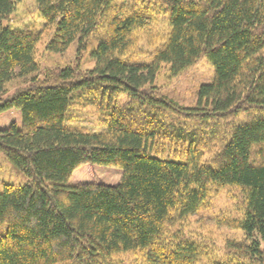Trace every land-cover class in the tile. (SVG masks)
Returning a JSON list of instances; mask_svg holds the SVG:
<instances>
[{
    "label": "trees",
    "instance_id": "16d2710c",
    "mask_svg": "<svg viewBox=\"0 0 264 264\" xmlns=\"http://www.w3.org/2000/svg\"><path fill=\"white\" fill-rule=\"evenodd\" d=\"M25 1L0 0V153L29 180L0 264H264V0H33L18 26ZM202 60L198 106L164 95Z\"/></svg>",
    "mask_w": 264,
    "mask_h": 264
},
{
    "label": "rangeland",
    "instance_id": "374dc122",
    "mask_svg": "<svg viewBox=\"0 0 264 264\" xmlns=\"http://www.w3.org/2000/svg\"><path fill=\"white\" fill-rule=\"evenodd\" d=\"M135 0H115V2L120 5L124 3L132 4ZM33 0H27L19 6L18 18L14 23H17L18 26L25 25L28 23L34 22L30 16H27L30 12H33ZM41 23V21H37ZM74 48L67 51L61 55H53L47 59L45 63L48 67L53 65H66L68 63L77 62L75 58ZM91 49L87 51L83 56L89 55ZM55 57H60V59H55ZM88 62V61H86ZM88 62L86 65H90ZM84 64H81L80 67L84 70ZM214 77V68L207 60H202L194 68L189 70L183 76L174 79L168 80L165 77H161L158 81L159 86L164 88L163 93L170 99L174 100L178 104L184 107H196L199 104V90L203 85H209ZM29 182L28 178L21 173L11 162H9L1 153H0V192L3 191L5 185H14L22 186L26 185ZM233 208V201L231 195L223 194L220 197L214 198L209 208L202 213V216H205L208 219V216H212L214 213L221 211H231ZM201 218V217H200ZM200 228V227H199ZM213 235L220 236L218 232L210 226L209 228ZM207 231V230H206ZM214 235V236H215ZM128 264L129 257L124 256L122 258V263Z\"/></svg>",
    "mask_w": 264,
    "mask_h": 264
}]
</instances>
